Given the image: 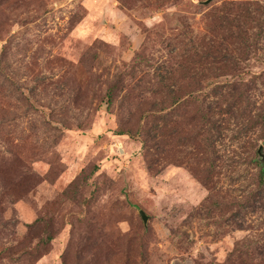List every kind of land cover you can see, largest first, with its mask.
Returning <instances> with one entry per match:
<instances>
[{"label":"rangeland","instance_id":"obj_1","mask_svg":"<svg viewBox=\"0 0 264 264\" xmlns=\"http://www.w3.org/2000/svg\"><path fill=\"white\" fill-rule=\"evenodd\" d=\"M204 1L0 0V264H264V0Z\"/></svg>","mask_w":264,"mask_h":264},{"label":"water","instance_id":"obj_2","mask_svg":"<svg viewBox=\"0 0 264 264\" xmlns=\"http://www.w3.org/2000/svg\"><path fill=\"white\" fill-rule=\"evenodd\" d=\"M210 1H211V0H205L204 2H205V3H208V2H210ZM258 152H259V150H258ZM139 215H140V217H141L143 223L146 224V222H147V220H148V216H147V215L144 213V211H142V210H139Z\"/></svg>","mask_w":264,"mask_h":264}]
</instances>
